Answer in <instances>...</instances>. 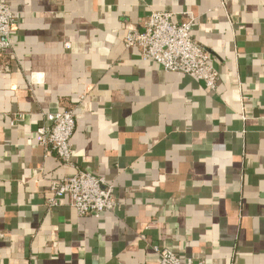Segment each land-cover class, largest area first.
Returning <instances> with one entry per match:
<instances>
[{"label": "crops", "instance_id": "crops-1", "mask_svg": "<svg viewBox=\"0 0 264 264\" xmlns=\"http://www.w3.org/2000/svg\"><path fill=\"white\" fill-rule=\"evenodd\" d=\"M0 2L17 23L0 56V264H159L152 246L264 264V0ZM151 11L200 17L216 91L125 50V28L142 31ZM70 109L74 168L115 188L119 209L101 218L66 196L46 204L74 170L37 131Z\"/></svg>", "mask_w": 264, "mask_h": 264}, {"label": "built area", "instance_id": "built-area-1", "mask_svg": "<svg viewBox=\"0 0 264 264\" xmlns=\"http://www.w3.org/2000/svg\"><path fill=\"white\" fill-rule=\"evenodd\" d=\"M174 13L151 11L143 30L132 26L125 28L123 46L125 50L137 49L143 61H154L166 72L181 73L202 81L210 91H216L220 73L213 65L208 50L193 37L199 16L187 13L181 23L173 22ZM17 27L12 8L0 2V56L12 51L13 33ZM246 119L245 114L242 115ZM46 123L38 131V144L47 154L54 153L61 164L74 170L50 182V195L46 200L49 209L57 207L58 200L68 197L70 207L79 216L101 218L106 212L119 209L115 188L103 177L74 168L72 162V138L76 119L73 110L47 114ZM24 122L23 115H16L11 122L15 126ZM159 257V264H204L189 258L185 261L170 248L152 246Z\"/></svg>", "mask_w": 264, "mask_h": 264}]
</instances>
